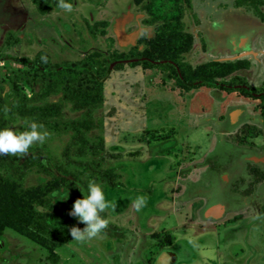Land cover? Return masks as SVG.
I'll return each mask as SVG.
<instances>
[{
    "label": "rangeland",
    "instance_id": "obj_1",
    "mask_svg": "<svg viewBox=\"0 0 264 264\" xmlns=\"http://www.w3.org/2000/svg\"><path fill=\"white\" fill-rule=\"evenodd\" d=\"M183 5L182 29L192 35L177 57L183 69L210 60L247 65L212 85L185 86L165 60L147 65L130 56L133 46L135 53L148 47L162 24L146 22L149 14L133 0H69L46 13L32 0H0V92L7 106L0 142L9 155L33 146L49 159L50 172L23 170L24 185L45 183L52 173L85 181L88 170L78 161L90 157L77 154L80 141L63 123L52 127L11 105L4 76L17 67L13 57L38 51L56 62L92 53L111 64L102 100L80 130L89 141L102 140L103 165L115 173L114 184L84 182L96 210L70 200L65 186L53 195L81 225L56 248L0 220V264H264V179L243 193L251 168L264 170V112L260 94H244L238 81L264 89V0ZM95 21L105 24L89 27ZM27 95L25 109L62 99L59 92ZM62 110L64 119L84 116L70 102Z\"/></svg>",
    "mask_w": 264,
    "mask_h": 264
},
{
    "label": "trees",
    "instance_id": "obj_2",
    "mask_svg": "<svg viewBox=\"0 0 264 264\" xmlns=\"http://www.w3.org/2000/svg\"><path fill=\"white\" fill-rule=\"evenodd\" d=\"M69 0H32L38 12L46 13L54 6H60ZM140 4L149 14L144 20L154 22L160 20L153 37L148 39L149 46L141 52H134L132 48L131 57L142 59L144 64L150 65L155 60H165L179 81L185 86L190 85H212L217 83L218 77L232 73L233 71L247 65L244 59L218 61L210 60L197 65L194 68L183 69L177 61V57L190 48L192 35L182 29L181 15L184 10L183 2L189 4V0H133ZM237 3L245 0H236ZM105 21H95L89 27L94 28ZM17 67L5 74V80L9 81L13 90L14 99L11 102L18 111L25 110L37 121L48 123L56 127L59 123L73 130L72 138L79 140L76 150L79 155H89L78 162L88 170L86 180H81L74 175H62L56 173L45 182L36 185H24L23 170L30 166L50 172L49 159L41 153L37 147H29L22 152L9 155L0 142V220L7 221L15 229L31 237L46 248H56L71 240L76 231L81 227L80 222L64 214L63 209L52 201L53 195L59 192L62 186L68 188L67 196L70 200L80 201L84 209L95 207L90 200V192L84 182L94 180L114 184L115 173L110 167H104V157L100 153L102 140L89 141L83 136L80 125L89 119L92 109L102 100L101 87L108 76L111 64L104 59L98 61L93 54H87L79 59L63 60L61 62L51 61L44 51H38L32 58L13 57ZM118 62L116 67L122 64ZM134 64V60L128 61ZM243 82L241 79L238 80ZM229 85H222L231 88ZM38 85V89L36 86ZM240 89L246 95L256 97L253 91H259L262 98V112H264V89L241 86ZM48 94L49 92L61 93L62 99L50 101L44 104L30 105L24 108L27 94ZM70 102L71 110H80L84 114L80 119H64L63 106ZM5 96L0 92V113L6 109ZM58 167V165H57ZM6 170V171H5ZM253 180L243 190L244 194L253 189V182L264 178V171L252 168ZM49 201L50 203H47ZM47 203L45 208L40 204ZM38 206V207H37ZM96 210V209H95ZM264 212V205L262 207ZM97 213V212H96ZM94 225L103 222L96 219Z\"/></svg>",
    "mask_w": 264,
    "mask_h": 264
},
{
    "label": "flooded vegetation",
    "instance_id": "obj_3",
    "mask_svg": "<svg viewBox=\"0 0 264 264\" xmlns=\"http://www.w3.org/2000/svg\"><path fill=\"white\" fill-rule=\"evenodd\" d=\"M222 85H229V84H227L226 82H222L221 83ZM241 86H246V87H248L245 83H243V82H241V83H239ZM252 94L253 95H255V96H258L259 94H260V92L259 91H253L252 92ZM257 166V165H256ZM253 168H257V169H259L258 167H253ZM252 169V168H251ZM260 170H263V169H260ZM264 171V170H263ZM264 179V178H263ZM248 194V193H247Z\"/></svg>",
    "mask_w": 264,
    "mask_h": 264
}]
</instances>
